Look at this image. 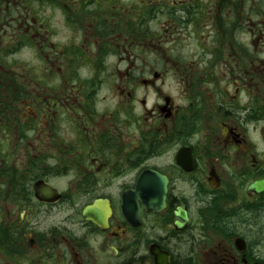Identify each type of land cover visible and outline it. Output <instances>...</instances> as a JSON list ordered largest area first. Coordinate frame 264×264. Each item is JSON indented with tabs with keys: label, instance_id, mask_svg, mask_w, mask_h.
<instances>
[{
	"label": "flooded vegetation",
	"instance_id": "af4514ba",
	"mask_svg": "<svg viewBox=\"0 0 264 264\" xmlns=\"http://www.w3.org/2000/svg\"><path fill=\"white\" fill-rule=\"evenodd\" d=\"M0 264H264V0H0Z\"/></svg>",
	"mask_w": 264,
	"mask_h": 264
},
{
	"label": "water",
	"instance_id": "95a60500",
	"mask_svg": "<svg viewBox=\"0 0 264 264\" xmlns=\"http://www.w3.org/2000/svg\"><path fill=\"white\" fill-rule=\"evenodd\" d=\"M102 211H104L103 216L107 214V206L104 202H96L93 206H88L84 209L83 214L85 217H89L88 214H92V217H97L94 219V223L98 225L101 229L104 227L105 220H101Z\"/></svg>",
	"mask_w": 264,
	"mask_h": 264
}]
</instances>
